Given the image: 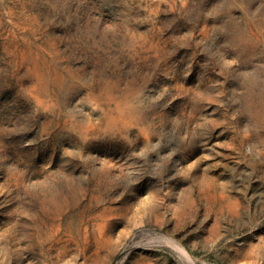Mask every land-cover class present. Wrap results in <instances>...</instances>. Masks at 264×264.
Instances as JSON below:
<instances>
[{
    "label": "rangeland",
    "instance_id": "obj_1",
    "mask_svg": "<svg viewBox=\"0 0 264 264\" xmlns=\"http://www.w3.org/2000/svg\"><path fill=\"white\" fill-rule=\"evenodd\" d=\"M0 264H264V0H0Z\"/></svg>",
    "mask_w": 264,
    "mask_h": 264
}]
</instances>
